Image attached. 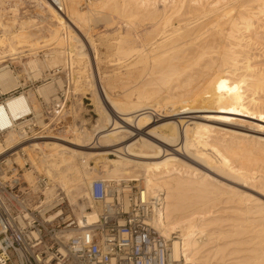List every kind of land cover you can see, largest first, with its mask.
<instances>
[{
	"label": "bare ground",
	"instance_id": "obj_1",
	"mask_svg": "<svg viewBox=\"0 0 264 264\" xmlns=\"http://www.w3.org/2000/svg\"><path fill=\"white\" fill-rule=\"evenodd\" d=\"M48 1L54 9L51 18L55 28L48 39L52 43L43 46L51 50L45 56L51 65L60 63L67 70V76L71 79L68 91H73L70 94L72 101L79 99V84L89 82L88 90L93 92L87 94L91 95L97 118L94 124L89 123L87 127L84 121L76 118L74 112L72 115L70 113L71 124L64 129L58 128L61 134L66 133L67 136L41 135L40 139H50L37 141L36 147L40 154L33 158V163L29 155L35 154L32 142L29 143L27 137H23L21 130L24 122H16L32 113L21 115L22 111H19L17 115L10 114L13 118L10 120L8 113L11 111L5 110L7 103L3 106L5 98H2L0 133L3 135L6 127L11 126L20 137L10 134L5 139L7 147L1 149L0 144V154L24 140L28 142L26 145L24 142L21 147L26 153L25 159L13 152L6 159V164L9 166L15 162L23 170L29 169L23 168L26 161L32 169L35 166L49 180V185L42 191L45 206L52 205L54 197L61 194L64 199L61 210L69 213L67 216L78 226L90 225L98 216L99 207L88 196L92 180H105L112 187L113 184L120 185L121 181H139L137 186L143 189L146 199L153 197L156 192L162 194L163 208L160 215L153 217V225L160 235L170 240V256L173 260L183 256L185 264H219L217 260L230 255V263L226 261L225 264H264L262 229L257 232L254 230V234L259 235H251L252 232L251 236L244 235L247 233L244 230L246 222L248 225L255 218L264 222L263 207L258 208L255 205L259 203H255L254 206L250 204V207L241 208V212L236 213L241 217H233L231 211L232 216H222L218 212L219 208L211 210L220 195H226V201L233 200L234 195L241 198L246 196L243 191L219 181L218 177L242 186L250 181L258 182V178L254 180L252 170L245 171L244 166L241 168L244 162L238 165L234 161H242L248 156L246 153L250 158L253 155L257 158L256 155L264 153V136L254 134V129L264 131L259 127L264 126V100L260 102L259 99V95L264 93V70H261V64V69H258V66L256 68L248 61L249 57L254 58L248 53L257 44L263 48H260V53L256 52L257 55H264V0H95L89 6L85 4V11L80 0ZM94 12L100 15L99 19L106 26L103 28V33L107 34L104 53L98 52L91 36L85 37L84 42L73 30L75 27L83 35L84 25L90 19L88 15ZM123 26L131 29L133 39L124 36ZM61 29L65 30L66 38L60 47ZM1 30L0 64L8 55H22L23 51L15 50L29 38L24 28H16L13 32L5 28ZM7 35H11L10 38ZM26 52L27 55L36 54L32 49ZM92 60L99 84L92 78ZM26 64L36 73L34 76L41 74L35 56L29 58ZM87 69L90 70L88 73ZM204 73L208 78L202 75ZM199 74L207 79L202 77L206 81L204 88L194 94V98L187 100L190 94H186L185 88H191L190 84L195 77L198 79ZM54 82L58 84V87L55 86L57 88ZM54 82L43 83L37 92L46 103L55 104L53 112L59 117L63 101L57 94L64 87L61 80ZM18 85L19 80L9 65H1L0 94ZM93 93H97V96ZM199 94H203L202 97ZM194 109H197L194 115L204 120V123L185 120L183 117L165 118L189 114ZM74 111L77 113V110ZM230 112L238 116L241 114L245 122L247 118L256 120L262 116V119L259 125L256 124L257 128L242 123L225 128L224 123L230 121L222 118V115ZM29 120L36 124L33 114ZM218 130L225 133L218 134ZM87 149L98 150L85 151ZM106 153L112 160L105 158ZM242 153L246 154L241 156L243 158L239 157ZM237 155L241 160L234 158L232 162V158ZM90 161L94 163L93 167L89 165ZM32 169L22 174L27 194L36 191V176ZM94 170L97 172L94 173ZM0 175L5 177L2 173ZM83 191V195L88 197L79 200L77 197L82 194L76 195ZM248 214L260 216H246ZM55 215H50L49 219ZM243 244L253 246H245L243 252L240 247Z\"/></svg>",
	"mask_w": 264,
	"mask_h": 264
},
{
	"label": "built area",
	"instance_id": "obj_2",
	"mask_svg": "<svg viewBox=\"0 0 264 264\" xmlns=\"http://www.w3.org/2000/svg\"><path fill=\"white\" fill-rule=\"evenodd\" d=\"M29 118L16 121L24 122V137L35 135ZM3 178L0 175V264H182L171 258L170 240L153 225L163 208L161 192L146 199L131 181L112 187L94 179L88 196L99 207L97 219L78 226L61 210V195L50 208L45 206L42 191L49 180L43 174L36 176L32 194L19 190L18 178Z\"/></svg>",
	"mask_w": 264,
	"mask_h": 264
},
{
	"label": "rangeland",
	"instance_id": "obj_3",
	"mask_svg": "<svg viewBox=\"0 0 264 264\" xmlns=\"http://www.w3.org/2000/svg\"><path fill=\"white\" fill-rule=\"evenodd\" d=\"M2 1H4V2H2ZM94 1L95 0H80L81 7L83 8L82 10L85 11V9L87 8V6H89L91 4V2H94ZM1 3H3V4H1ZM0 4H1L0 5L1 6L0 7V34H1V31H2L1 28H5V29H8V30H11L12 32L15 31L16 28L17 29L18 28H20V29L21 28H24V31H27L28 32V36H29V38L26 39V40H28V42H26V40H25L22 44L18 45L19 46V48L17 47L18 50H15L16 52L23 51L22 55L21 54L8 55L9 58L6 57L5 61L0 64V66L1 65H5V64L6 65H9V68L13 71L14 75H16L17 78H18V80H19V85L15 89L14 88H10L9 90L5 91L6 93L0 94V100H2V98H5V100L3 102L4 103L3 106L7 103L4 106V108H7V109H5V110H7V112L11 111V112L8 113L9 114V117H10V120L13 119L10 114L17 115V114H19V111H22V112H20L21 115H25V114H28V113H32L33 114V116L35 118V121H36V124L33 122L34 126L31 129H32L33 134H35L34 135L35 138L33 139L31 137H27V140H28L29 143L32 142V146H33L34 151H35L34 152L35 154H31V153L29 154L31 156L32 162L34 163L33 158L34 157L37 158L36 155L40 154L38 152V150H37V147H36L37 141L50 139V138H41L40 139V136L41 135L42 136H44V135L45 136H62V137L67 136L66 133H62L64 135L63 136L60 133V131H58V128L63 127V129H64L66 125H70L71 124V115H72L73 112H74V114L76 115V118L79 121H81V120L84 121V123L86 124L85 126L89 127L90 124H94V122H95V120L97 118V113H96V110H95V106H94V104L92 103V101L90 99V96L91 95L90 94H87V92L88 93H92L93 91L88 90V87L89 86H88L87 83H89V82H87V83L86 82H83V83L79 84V90H80V92L78 93L79 99L78 100H73L74 101L73 102L72 101V97L70 95L71 93H73V91H71V92H70V90L68 91V85H69L71 79H69V77H70L69 75H68L69 77L67 76V70L64 67H62L60 63H56V65L55 64L51 65L48 62V59L45 56L47 53L51 52V50H47V49L43 48V46L49 44V42L51 40L49 41L48 39L50 37L51 31L55 28V26L53 24L54 21L51 18V16H52L51 11H52L53 8H51V4L49 3L48 0H0ZM88 17L90 18L89 19L90 21L88 20V23H86L87 24V27H85L86 24L84 25V31H85L86 34L84 32H82V33H84L82 35L79 31L75 30V27L74 28L72 27V28H73L74 32L76 34H78V36L82 40H84V42H85V37L91 36L92 39H93V41H94V44L96 46V49L98 50V52L104 53L103 48H105V46H106V38H105V36L107 34L103 33L104 32L103 28H105L106 26H105L104 23H103L104 26H102L103 24H102L101 20L99 19L100 15H98L97 12H94L93 14L91 13V15H88ZM117 21H120V19H118ZM121 21H123V20L121 19ZM112 27H114V26H112ZM109 28H111V27H109ZM123 28H124L123 29L124 30L123 32L125 33L124 36L126 38H128V39H133L132 33H131V29L130 28L128 29L127 26L126 27L123 26ZM126 33H127V35H126ZM7 36H8L7 38H10L11 35H7ZM59 36H60V40H61L60 41V43H61L60 47H61L62 45H64V41L63 40L66 38V32H65L64 29L63 30L62 29L60 30ZM50 43H52V42H50ZM0 44H1V42H0ZM24 46H26V47H24ZM40 47L43 48V49H41ZM260 48L261 47L258 44L256 45V48L255 49H253V47H252L248 54H250L251 57H254V58H250L249 57L250 55L247 56V58L249 57L248 61L251 64H254L256 68L258 66V69H261L262 68L261 70H264V55L261 56V57H259L260 55H257V53H260ZM27 49H32V51H35V53H36V54L34 53L35 55H33V56H35L37 58V60H38V67L41 69V74H39L37 76H34L36 73L34 71H32V69L29 68L27 66V64H26V61L29 58H33L32 55H27V52H26ZM261 49H263V48H261ZM12 51H14V50H12ZM7 53H9V52H7ZM13 53H15V52H13ZM89 55H91V50H90ZM17 56H18V58H17ZM90 64L92 65V68H93L92 69V73H93L92 74L93 75L92 78L95 79L96 84H99L98 83V80H97L96 73H95V69H94V65H93L94 64L93 63V60H92V62ZM260 64H261L262 67L260 66ZM121 69H123V68H121ZM88 71H90V70L87 69V73H88ZM108 71L110 72V69H108ZM122 73H125V72L122 71ZM202 75H204L206 78H208L205 73L202 74ZM198 76L200 77V74ZM204 76H202V77L204 78ZM199 77H198V79H197V77H195V79L193 80L194 82L192 81V84H190L191 88H189V86H188L187 88H185L186 90L184 89L185 92H186V94L188 93L187 95L190 94L189 96H187V97H189L187 100L192 99V97H193L194 94L199 93L202 90V88H204L203 84H205L206 81L203 80L202 77H200V79H199ZM206 78H204V79H206ZM50 79L53 80V82L54 81H57V80H61L62 85L64 87V88H62V90L60 89V91H58L59 89L56 90V92L58 91V94L57 95L59 96L60 100L63 101L62 111H61L59 117H56V115L53 112V110H54L53 107H54L55 104H52L51 102H47L46 103L45 102L46 100L42 96H40L38 94V92H37V88L40 85H42L43 83H46L48 81H51ZM90 79H91V77H90ZM196 79L198 80V82H197ZM195 80H196V82H195ZM106 81L108 82L109 80H106ZM54 83H56V82H54ZM199 83H202V86H201V84L199 86ZM194 84H195V86H193ZM56 85L58 87V84L57 83L54 84V87ZM57 87H55V88H57ZM75 87L76 86H74V88ZM193 87H195V88L197 87V89H193L192 90ZM187 89H188V91H187ZM190 89H191L190 92H192V93L189 92ZM97 90L99 91V86H98ZM185 92H183V95L186 97ZM93 94H94L95 97L97 96V93H93ZM202 95L203 94H199V97H202ZM18 96H20V97H18ZM118 97H122V96L121 95L120 96L118 95ZM11 98H15V99H11ZM16 98H18L19 100H17ZM21 98H23L25 102H23V99H21ZM259 99H260V102L261 101L263 102V100H264V93H263V95L262 94L259 95ZM7 101H9V102H7ZM12 102H13V104H12ZM16 102H17V105H16ZM20 102H21L22 105L20 104ZM73 103L75 105H73ZM9 105H10V107H9ZM15 105L17 107H15ZM263 105H264V102H263ZM11 106H12V108H11ZM18 106L19 107L21 106V107L19 108ZM28 107H29V109H28ZM13 108L14 109H17V110H14ZM74 109L77 110L76 111L77 113H75ZM28 110H30V111L28 112ZM196 111H197V109H194L193 112L190 110L189 111V114L187 113L185 115H180V116L179 115H176V116H173V115L171 116L170 115L169 117L166 116L165 118L166 119H168V118L169 119H179V118H182L183 117V119H185V120L191 119L193 121H197V122H200V123H204L205 122L204 120L198 119L197 116L194 115V112L196 113ZM183 112H188V110L187 111H183ZM70 113H71V115H70ZM172 113L173 112L171 111V114ZM32 114H29V117H32ZM168 114H170V112ZM222 116H221L222 118L230 121V123H224L225 126H223V127H225V128H230V127H233V126L235 127V125H233V124H237V123H239V124L242 123L243 125L246 124V125H248L250 127L257 128L256 126H258L260 124L261 119H262V116H259L258 119L255 118L256 120H253L254 118L253 119L252 118H247V120L245 122V119H242L241 118V116H242L241 114L238 116L234 112H230V113L224 114ZM158 117L163 118L162 116H158ZM58 118H59V120H58ZM236 118H238V119H236ZM239 118H241V120H239ZM55 121H56V124H55ZM263 121H264V117L262 119V123H264ZM232 122H234V123H232ZM256 124H258V125H256ZM12 125H13V123H12ZM9 127H6V131L4 132L3 135H1V133H0V144L2 145L1 146V149L2 148L4 149L5 147H7V144L5 142V139H7V137L10 134H14L17 138L20 137V135L17 133V130L14 129V131H13V128L11 126H9ZM259 127L262 128V129H264V126L261 127V125H260ZM52 128H54V129H52ZM10 130H12V132ZM218 131H219L218 134L219 133H223V132L225 133V131H223V130H218ZM260 132H262V133H260ZM254 134L255 135H262V136H264V131H261V130H257L256 131L254 129ZM28 138H30V139H28ZM27 140H24V141L18 143L17 145H15L16 147L13 146L12 148L8 149V151L6 150L2 154H0V167H1V171L3 170L4 171V172L2 171L3 174L5 175V177L7 176V178H5V177L4 178L5 179H8L10 177H13V179H16V177H17L18 178V187H19V190H21V191H23L24 189H26V191H27V188L25 187L26 186V183H24V179L22 178V174H23V172L25 174L26 172L31 171V170H29V169H32L30 167V163L26 161V165L23 166V168H29V169H24L23 170L22 167L19 166V164L15 163V162H11L10 163L11 165L9 164V166H8L6 164V159L7 158H10V155L13 152H16L17 155H19V156H21L22 158L25 159L26 153L23 150H21V147L23 146V143L24 142H25L24 145L28 144ZM90 146H88V147H90ZM93 150H98V149H93ZM93 150L92 149H87L85 151H93ZM242 154L243 155H240L239 154L240 156L237 155V157L234 156L232 158V162H233V159L234 158L235 159L237 158V159L241 160V158H243L244 155L247 154L249 157L248 156H245V158L242 161H238L236 159L237 161H234V164L237 163L238 165H242L243 164L242 162H244L245 164H243L241 166V168L244 166L243 170L244 169H246L245 171H247V170L249 171V169H250V171L252 170L251 172L254 174V180L257 179V178L260 180V178H261L262 181H264V164H263L264 163L263 162L264 161L263 160L264 159V156H263L264 153H263V155H262V153L259 154V155H262V157L261 156L258 157L259 155H256L257 158L253 154H251V155H253L254 158H253V156H252V158H250L251 156L248 153H246V154L245 153H242ZM238 156L239 157L243 156V157L239 158ZM105 158L108 161L109 160H112V157L109 155V153H106ZM259 158H260V161H258ZM254 159H257V160H254ZM238 162H240V163H238ZM187 163L190 164V165H192V166H194V167H199V166H197V165H195V164H193L191 162H187ZM93 164L94 163L90 161L89 165L93 167L94 166ZM97 164L99 166V163H97ZM97 164H96V168L99 169V167L97 166ZM33 166H34V164H33ZM250 167L251 168H254V170L251 169ZM255 168L258 169V171ZM35 170L36 169H35V166H34V168L32 169V172L34 173V176H37L38 174H43V173H39L37 170L36 171ZM96 170H94V173L97 172ZM255 171H256V173H254ZM260 176H262V177H260ZM24 177H25V175H24ZM217 179L219 181H221V182L223 181L222 183H225V184L229 185L230 188H234L235 190H238V191H243V193L248 198L246 196H244L243 198H241L242 196L240 197L239 195H237L238 196L237 197L236 195H234V196H232L233 200L230 199L229 201H226L225 200L226 195H220L219 196V199L217 200V203H216L215 207L213 209L211 208V210H214V209H218L219 208L220 210L218 212L220 214H222V216H224V215L225 216H228L229 214H230V216H232L234 214L233 217H237V216L238 217L239 216L241 217L240 214L237 215L236 213L237 212L240 213L241 212L240 211L241 208H245L248 205L250 207V204L253 205L255 203H257V204L258 203L259 204L261 203L260 205L258 204V205H255V206H257L258 208L261 206V207H263L262 209H264V205H263L264 204V188H263L264 187V182H262L261 180H260L261 183L257 179L258 182H256V183H255L256 180L255 181H250V183L248 182V183H246V185H243L242 186V185H237V184H234L232 182H229L225 178H224V180L222 178L220 179L219 177ZM111 181H114L115 182V181H118V180H111ZM29 182H31V181H29ZM137 183H139V181L138 182H136V181H133L132 182V184H135L136 186H137ZM258 183H260V184H258ZM260 185H261V187H260ZM80 194L83 195L84 194V191L82 193L79 192L76 195V197L79 196ZM82 195H80L81 198L80 197H77V198H79V200H82V199L83 200H86L88 196H86V195H83L82 196ZM249 195L251 196V198H250ZM230 196H231V194H230ZM239 197H240V201H242V203H240V201H238L239 200ZM241 199H245V200H241ZM254 199H256V200L254 201ZM68 201H69V199H68ZM94 205L96 207H98L97 204H94ZM237 206H239L238 207L239 209L236 210ZM253 206H251L252 209H254ZM233 208H235V209H233ZM255 209H257V208H255ZM232 210H234L235 212L232 211ZM230 211L233 214H231ZM263 213H264V211H263ZM235 215H237V216H235ZM251 215H254L256 217L259 214H257V215L256 214H250V215L248 214L246 216H249L250 217ZM256 219L257 218H255V220ZM249 220H251V219H249ZM255 220H254V222H255ZM257 220H256L255 223L254 222H250L248 224L249 226L246 225L248 222H246V223L244 222L245 223L244 230L246 229L245 231L247 232L246 234H244L245 236L248 235V234L250 235L251 232H252L251 235L254 234L255 233L254 230H256V232H257V230L260 231L262 229L261 231L264 232L263 231L264 230V222L258 220V223H257ZM225 228H226V226H225ZM248 228H249V230H247ZM262 232H259V233L262 234ZM254 235H259V234L256 233ZM262 235H264V233ZM262 235H260V236H262ZM173 236H175V235H173ZM241 236H239V237L241 238ZM248 236H246V237H248ZM244 237L242 236V238H244ZM230 239L231 238H229V240ZM232 239H234V238H232ZM248 245L243 244L240 247L243 249V248H246V247L253 246V244H248ZM254 246H255V244H254ZM243 250H244L243 252H245V249H243ZM246 252H247V250H246ZM242 254H246V253H242ZM228 256L224 255V257H221V259L217 260L218 263L219 264H221V263L222 264H225L226 261L228 262L229 261V258H230V255H228ZM224 258H225V260H224ZM222 259L224 261H222ZM180 261L182 262V264H185V261H184L183 256L180 258ZM228 263H230V261ZM261 264H263V263H261Z\"/></svg>",
	"mask_w": 264,
	"mask_h": 264
}]
</instances>
